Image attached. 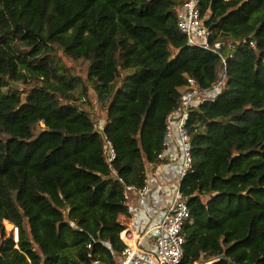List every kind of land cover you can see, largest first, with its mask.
Here are the masks:
<instances>
[{
	"label": "trees",
	"instance_id": "trees-1",
	"mask_svg": "<svg viewBox=\"0 0 264 264\" xmlns=\"http://www.w3.org/2000/svg\"><path fill=\"white\" fill-rule=\"evenodd\" d=\"M182 2L0 0V264H116L120 178L140 187L163 163L187 76L210 89L223 73L188 122L183 264H264V0H200L222 56L188 43Z\"/></svg>",
	"mask_w": 264,
	"mask_h": 264
},
{
	"label": "built area",
	"instance_id": "built-area-1",
	"mask_svg": "<svg viewBox=\"0 0 264 264\" xmlns=\"http://www.w3.org/2000/svg\"><path fill=\"white\" fill-rule=\"evenodd\" d=\"M199 3L200 0H183L177 13V25L186 35L190 45L221 55L222 44L211 43V30L205 24ZM250 44L255 46L254 41H250ZM223 61L226 64L225 58ZM224 79L225 73L212 88L202 89L194 77L187 76L186 84L181 88L179 106L167 115L163 148L158 153V158L162 162L171 161L172 158L180 160L178 183H174L172 189L163 190L161 186L163 181L159 187L155 185V181L160 179L158 171L161 164L156 170H147L146 181L140 187L126 184L120 178V182L124 184V200L128 211L121 215L122 222L126 225L120 232L124 248L121 252L114 253L116 264H183L184 227L190 221L191 213L181 184L194 164L192 136L188 122L194 108L217 99ZM97 127L101 131L104 129L103 119L98 122ZM174 145L178 146L177 151L169 157ZM105 147L111 164L116 158V152L109 139H105ZM157 195L169 200L165 207L166 212L160 220L155 219L147 204L149 198L155 200ZM10 235L15 243H18L19 226L13 224ZM210 262L196 264H210Z\"/></svg>",
	"mask_w": 264,
	"mask_h": 264
},
{
	"label": "rangeland",
	"instance_id": "rangeland-1",
	"mask_svg": "<svg viewBox=\"0 0 264 264\" xmlns=\"http://www.w3.org/2000/svg\"><path fill=\"white\" fill-rule=\"evenodd\" d=\"M63 58H64L65 62L67 63V65L74 67L75 71L79 75H82V76L86 75V63L85 62H83V61L74 62L73 60L69 59L68 57H66L64 55H63ZM90 93L92 95L93 100H96L95 91L93 89H91ZM103 113H104V111L100 108L99 104L97 102H95V109H94V111H92V116L95 119H99L101 116H103ZM165 169L166 170H164V173H163L164 177L168 178L170 181L173 180L172 177H171V173H172L173 167L172 166L171 167L168 166ZM177 176H178V173H177ZM173 182L176 183L177 182V178H175L173 180ZM162 185H165L168 188L171 187V184L169 182H167V181L165 183H163ZM168 202H169L168 200L163 199L161 201V203L159 204L160 206H157L155 209H153V208L151 209V214L152 215H155V214L159 215V217L163 216L165 214V212H166L165 207L167 206ZM120 218H121V220H123V217H120ZM12 225L13 224L10 223L9 221H5V228H6L7 234H10V231L12 229Z\"/></svg>",
	"mask_w": 264,
	"mask_h": 264
},
{
	"label": "crops",
	"instance_id": "crops-1",
	"mask_svg": "<svg viewBox=\"0 0 264 264\" xmlns=\"http://www.w3.org/2000/svg\"><path fill=\"white\" fill-rule=\"evenodd\" d=\"M153 144H154V142H153ZM177 148H178V146H176V145H174L173 146V148H172V153H171V151L169 152V154H171V155H169V157H171L173 154H175L174 152L175 151H177ZM171 161H165V162H163V164H161V166L159 167V171H158V177L160 178L158 181H155V185L157 186V187H159L162 183H161V181H163V183H165L166 181L167 182H169L170 184H171V187H170V189H172V187L174 186L173 184H174V182H173V180L175 179V178H177V173H178V171H179V166H180V160L178 159V158H172V159H170ZM168 166H172L173 167V170H172V173H171V177H172V179L173 180H169L168 178H165L164 177V175H163V173H164V170H166L165 168H167ZM162 186V189L163 190H167L168 191V187H166L165 185H161ZM164 198L162 197V196H159V195H157L156 196V199L155 200H153L152 198H149L148 199V202H147V204H148V207H150V209H155L157 206H160L159 204L161 203V201L163 200ZM169 201V200H168ZM154 217H155V219H157V220H160L163 216H160L159 217V215H153Z\"/></svg>",
	"mask_w": 264,
	"mask_h": 264
}]
</instances>
